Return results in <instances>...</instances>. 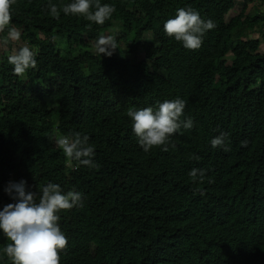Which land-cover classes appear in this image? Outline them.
Segmentation results:
<instances>
[{
    "label": "trees",
    "instance_id": "obj_1",
    "mask_svg": "<svg viewBox=\"0 0 264 264\" xmlns=\"http://www.w3.org/2000/svg\"><path fill=\"white\" fill-rule=\"evenodd\" d=\"M236 1L101 0L115 12L98 25L50 15L49 3L71 0H15L10 27L37 47V67L18 77L0 56V210L15 203L9 181L79 191L83 207L58 213L60 264H264V49L249 35L264 38V16L243 0L227 20ZM182 7L216 24L198 50L163 30ZM102 34L116 36L111 56L92 47ZM175 98L193 127L145 153L127 110ZM75 132L88 135L98 168L57 146ZM222 132L230 151L211 146ZM8 243L0 231V264H11Z\"/></svg>",
    "mask_w": 264,
    "mask_h": 264
},
{
    "label": "clouds",
    "instance_id": "obj_2",
    "mask_svg": "<svg viewBox=\"0 0 264 264\" xmlns=\"http://www.w3.org/2000/svg\"><path fill=\"white\" fill-rule=\"evenodd\" d=\"M15 0H0V33L7 29V36L0 39V48L7 50L9 43L20 40L21 32L10 27L11 7ZM48 9L53 18L59 19L62 11L65 15L83 16L90 22L102 25L115 12L113 5L101 3V0H71L70 3L58 8L49 3ZM216 27L211 19H202L199 12L192 7L176 10L174 17L163 24L166 35L181 42L189 50H198L205 33ZM55 39V38H54ZM95 53L111 56L119 48L114 34L100 35L92 45ZM37 51L27 45L14 48L8 55V63L13 66V73L25 77L28 69H35ZM185 101L181 98L157 101L155 107L129 108L127 116L132 122V131L139 146L145 153L155 148L168 151L171 137L193 127L191 117L182 119ZM213 148L230 151L226 133L214 136L211 141ZM57 146L68 160L78 162V166L98 168L94 161L95 150L89 144L88 135L75 132L70 136L56 138ZM174 147V145H172ZM204 169L193 168L189 175L193 182L205 176ZM4 192L15 203L6 204L0 210V231L10 241L3 252L11 264H60V253L68 246V240L59 227V212L73 207H83L82 194L79 191L63 192L59 184L48 182L42 186L39 194L26 191V181H9Z\"/></svg>",
    "mask_w": 264,
    "mask_h": 264
},
{
    "label": "rangeland",
    "instance_id": "obj_3",
    "mask_svg": "<svg viewBox=\"0 0 264 264\" xmlns=\"http://www.w3.org/2000/svg\"><path fill=\"white\" fill-rule=\"evenodd\" d=\"M236 2H237L236 6L228 13L227 20L231 16H233L235 14H238V12H239V10L241 8V2H243V0H237ZM245 7H246V11H245L246 13L257 14V15H260V16H264V0H254L253 2H249ZM262 29H264V23H263ZM256 30H257V28H256ZM249 35L251 37L259 38L261 49H264V38L261 35V33H257V32L255 33L253 31H250ZM0 39H3V38L0 37ZM58 40H59V42L61 44L60 46L62 47V49L67 52L69 45L67 43L62 42V40L60 38H58ZM20 45H27L29 47L28 42L26 40L20 38V40L18 42L9 43V45L7 46V50H4L3 48H0V56H1L2 53L10 54L11 51L14 48H18ZM30 49H33V50L37 51V47L36 46H30Z\"/></svg>",
    "mask_w": 264,
    "mask_h": 264
}]
</instances>
